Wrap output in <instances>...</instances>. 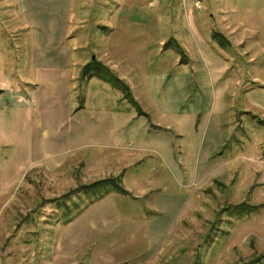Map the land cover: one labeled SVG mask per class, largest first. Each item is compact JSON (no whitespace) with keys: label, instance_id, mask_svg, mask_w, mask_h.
Here are the masks:
<instances>
[{"label":"rangeland","instance_id":"obj_1","mask_svg":"<svg viewBox=\"0 0 264 264\" xmlns=\"http://www.w3.org/2000/svg\"><path fill=\"white\" fill-rule=\"evenodd\" d=\"M92 56L145 116L81 78ZM109 119L153 136L120 181L128 196L90 202L71 192L120 177L96 146ZM134 173L147 185L135 189ZM240 204L258 210L230 215ZM263 252L264 0H0V264H243Z\"/></svg>","mask_w":264,"mask_h":264},{"label":"crops","instance_id":"obj_2","mask_svg":"<svg viewBox=\"0 0 264 264\" xmlns=\"http://www.w3.org/2000/svg\"><path fill=\"white\" fill-rule=\"evenodd\" d=\"M67 38H72V36L70 37L69 35L66 37V33L64 32V34L62 36L59 37V41L64 40L66 41ZM89 81H86V84ZM118 97V96H117ZM120 99V98H119ZM140 114V115H139ZM139 114L136 113V116H145V114L141 111ZM109 124H110V128L109 133L108 130H106V134L104 136H101L98 140L101 139L102 140H106L108 145L107 146H97V148L99 149H104L106 152H101L99 151L98 153H102L101 155L98 156H103L105 155V163L107 165H109L112 168V171L114 173H120V181L121 183H125L124 179L125 176L127 174V170L131 169L132 167H134L136 164L141 163L142 162V158L141 156H139L137 154V152H141V151H147V149L143 148V145L139 143L138 139H142V137L144 135H146L145 137H151L153 136L152 132L150 130H146L145 128L143 129L141 134H139L137 132H133V130L131 129V127H126V120H119V124H118V131L114 130V121L109 119ZM108 124V125H109ZM93 126H96V122L93 123ZM113 128V130L111 129ZM120 131V132H119ZM151 133V134H149ZM135 140L138 141V146L133 145V143H135ZM131 151H136L137 155H133V153H131ZM136 156V157H134ZM141 158V159H140ZM160 160V159H159ZM156 172H154V174L149 177V179H151L150 181H154L152 180V178L155 176ZM132 176H135L136 178H132L131 180L135 182H133L135 184V189H138L140 187L138 186H143V185H147V181L148 179L144 180L143 179V175L141 176L140 173H134ZM136 192V191H134ZM130 193V192H129ZM145 193V192H144ZM131 194V193H130ZM135 194L137 196H135ZM132 195V194H131ZM142 196H144L143 194H139V192L134 193V198L135 200L141 198Z\"/></svg>","mask_w":264,"mask_h":264},{"label":"trees","instance_id":"obj_3","mask_svg":"<svg viewBox=\"0 0 264 264\" xmlns=\"http://www.w3.org/2000/svg\"><path fill=\"white\" fill-rule=\"evenodd\" d=\"M222 44H225V43H222ZM222 44L220 43V45ZM163 46H165V44H163ZM80 76L81 78H84V80L90 79V78H96L100 81L107 83L108 85H110L112 89L119 91L122 94V97L124 98V100L128 101L129 104L134 106L138 114L140 113L139 108H137L134 100L131 98V95L126 85L123 84L115 76L110 74L105 69V67H103L97 61H95V59L92 61L91 60L88 61V63L83 68H81ZM74 192L83 193L87 199H90V202L100 200L111 192L117 193L122 196H128V192L124 190L120 185L119 177L98 180L86 186H81L80 188H78L77 190H74L71 193H74ZM65 197H67V195L63 196V198ZM244 205L245 204L234 206L232 210L230 211V215L235 213L236 215L244 216L251 212H256L258 210V208H256L257 206H244ZM68 221L69 220H65L64 223H67ZM243 264H264V252L256 257H253L252 259H250L249 261Z\"/></svg>","mask_w":264,"mask_h":264},{"label":"water","instance_id":"obj_4","mask_svg":"<svg viewBox=\"0 0 264 264\" xmlns=\"http://www.w3.org/2000/svg\"><path fill=\"white\" fill-rule=\"evenodd\" d=\"M90 60H94V57L92 56V57L90 58Z\"/></svg>","mask_w":264,"mask_h":264}]
</instances>
